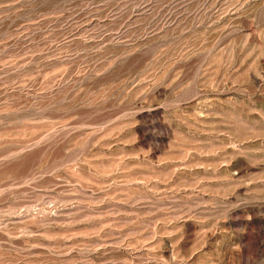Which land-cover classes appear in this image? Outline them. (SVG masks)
I'll return each mask as SVG.
<instances>
[{
    "label": "rangeland",
    "instance_id": "obj_1",
    "mask_svg": "<svg viewBox=\"0 0 264 264\" xmlns=\"http://www.w3.org/2000/svg\"><path fill=\"white\" fill-rule=\"evenodd\" d=\"M0 264H264V0H0Z\"/></svg>",
    "mask_w": 264,
    "mask_h": 264
}]
</instances>
